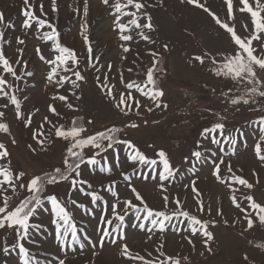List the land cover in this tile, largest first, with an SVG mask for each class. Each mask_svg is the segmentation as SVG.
<instances>
[{
    "label": "snow or ice",
    "instance_id": "snow-or-ice-1",
    "mask_svg": "<svg viewBox=\"0 0 264 264\" xmlns=\"http://www.w3.org/2000/svg\"><path fill=\"white\" fill-rule=\"evenodd\" d=\"M47 2L22 0L19 25L22 35L11 32L16 25L6 22L4 14L0 13V24L8 30L0 31V258H3V264H66V256L61 258V253L77 247L83 250L86 245L95 246L96 243L104 247L106 242L117 247L125 261L188 264L187 256L179 252L168 253L162 238L166 240L171 230L193 250L196 247L194 240L202 238L205 249L211 251L209 242L214 240V234L209 229L215 227L217 221L211 218L213 209L205 204L198 185L197 169L201 165H207L209 177L229 191L230 204L237 213L232 224H240L241 235L249 234L257 224L264 226V199L255 196V190L261 187L259 173L253 168L246 177L242 168L234 169L231 160L243 146L251 151L258 166L264 168V0H238V6L233 0H224L227 21L234 20L237 11L247 14L250 19V26L245 23L240 34L235 26L210 11L201 0H180L182 4L208 13L215 25L223 30L230 47L216 52L204 50L189 60L193 67L198 64L213 79L222 81L227 90L218 97L223 106L221 111L206 109L210 113L209 124L199 131L194 149L183 157L179 166L163 148L149 144L152 152L149 155L127 139L125 133V129L140 127L131 121V116L138 117L142 112L152 113L167 107L162 101L164 91L159 87L157 75L164 71L158 67L162 63L161 53L147 49L152 58L150 66L141 68L137 60H133L134 67L126 68L130 74L127 79L125 70H119L114 77V64L108 63L105 72L100 57L94 56L86 34V19L81 24L87 46V55L82 60L73 48L61 43L57 25L49 17ZM101 2L109 10L112 30L123 42L119 45L123 54L132 51L129 45L137 42V37L147 45L156 43L152 37L156 25L148 9L157 5L151 0ZM50 10L53 14L59 11L58 0H50ZM88 13L89 0H83L84 17ZM9 32L11 40L7 38ZM33 33L42 44L50 42L47 57L42 54L40 45L35 47L34 56L45 67L42 76L45 88L50 87L53 91L47 114L35 127L34 117L40 109H25V102L29 100L26 94L29 80L35 73L31 60L25 58L24 46L26 38ZM162 47L165 52L169 51L168 44ZM9 48H14L11 56L7 54ZM123 54L120 60L127 61ZM85 70L96 73L95 86L109 107L125 118L127 122L123 127L116 124L97 127L93 118L80 115L82 109L78 102L82 95L79 93L88 79ZM133 73L135 78H132ZM241 109L252 114L251 118L245 124L229 128L227 113ZM9 112L12 120L7 119ZM14 122L29 132L30 142L26 143L25 150L32 156L45 153L52 144L59 143V165L36 172L16 162L13 150L19 147V141L12 131ZM144 123L146 125L147 120ZM121 153L135 179L120 165ZM97 168L106 174L119 168L118 177L123 179L129 195L121 197L118 180L110 175L107 186L101 185L103 192L98 191L94 177L89 174ZM181 177L187 181H181L186 193L183 198L179 193L173 195L170 190ZM252 178H255L254 182ZM138 181L152 184L160 197L158 207L150 205L137 187ZM61 187L63 193L57 192ZM189 196L193 205H188ZM81 210L87 213V220L80 215ZM215 213L216 216L223 215L221 208ZM205 214L209 219L202 218ZM89 225L98 234L95 241L88 232ZM129 227L143 233L145 243L151 242L153 250L145 248V255L134 252L127 242ZM248 243L253 241L248 240ZM52 244L54 250L50 247ZM256 247L264 250V243H258ZM247 260L248 256L244 254L238 264H246Z\"/></svg>",
    "mask_w": 264,
    "mask_h": 264
},
{
    "label": "rangeland",
    "instance_id": "rangeland-1",
    "mask_svg": "<svg viewBox=\"0 0 264 264\" xmlns=\"http://www.w3.org/2000/svg\"><path fill=\"white\" fill-rule=\"evenodd\" d=\"M233 2L238 6V0H233ZM151 3L157 5L155 8L148 9L156 25V31L152 33L156 43L147 45L145 42L139 41L137 37V42L130 43L129 46L132 51L127 54H123L119 47L123 42L118 40L116 33L112 30L109 10L101 0H89L87 17L83 15V0H58L59 11L55 14L51 13L50 0H48L46 8L51 22L57 25L61 43L73 48L82 60L87 55V46L84 44L81 34V24L86 19L88 24L86 34L93 47L94 56L100 57V65L105 72L108 63L114 64V77L119 70H125V78L127 79L130 74L126 72V68L134 67L132 65L133 60H137L141 68L150 66L152 58L147 54V49L152 48L161 53L162 63L158 67L164 71L157 73V75L160 77L159 87L164 91L162 101L167 107L156 109L152 113L142 112L138 117L131 116V121L138 123L140 127L125 129V133L127 139L135 142L142 151L149 155L152 154L151 149L148 148L149 144L155 145L156 148H163L169 153L174 163L179 166L183 157L189 155L190 150L194 149L199 131L209 124L210 113L206 109L221 111L223 106L219 103L218 97L220 93L227 90L222 81L213 79L202 71L198 64L193 67L189 60L204 50L223 51L230 46L223 30L215 25L211 16L203 9L189 6L186 3L182 4L180 0H151ZM201 3H204L210 11L217 13L230 26H235L238 34L243 33L245 23L250 26V19L247 14L238 11L234 14V20L227 21L224 0H201ZM22 6V0H0V13L4 14L6 22L11 21L16 25V28L11 30L16 35H22L19 31V25L22 22L20 15ZM74 8L77 11H73ZM0 31L8 30L4 24H0ZM11 32L7 36L9 40L12 39ZM165 43L169 46L167 52L162 47ZM37 45L41 46L42 54L46 57L49 55L51 46L50 42L48 45L42 44L35 33L26 38L24 46L26 49L25 58L31 60V67L35 73L34 77L29 80L30 87L26 92L29 100L25 102V109L27 111L40 109V113L34 117V127L38 125L42 116L47 114V104L52 103L51 96L53 95L52 89L50 87L46 89L42 81L45 67L34 56V49ZM13 51L14 48H9L7 54L11 56ZM137 53H139V59H137ZM122 54L127 56V61L120 60ZM81 67L83 68V64ZM85 72L88 79L87 83L83 84L82 93H79L82 95V99L78 102L82 109L80 115L93 118L97 127L111 126L112 124L123 127L124 123L127 122L125 118L117 114L101 98L94 83L96 73L92 70H85ZM131 75L132 78H135V73ZM31 85L35 86L31 87ZM58 105L59 102H57ZM61 110L63 111V109ZM251 116L252 114L244 109H241L240 112L230 110L227 113L228 127L232 128L245 124V121ZM7 119H13L11 112L8 113ZM145 120H147L146 125ZM12 131L19 141V147L13 150V154L16 162L21 166L27 167L30 171L39 172L41 169H49L59 165L61 161V145L59 143L52 144L45 153L32 156L25 150L26 143L30 142L29 132L18 122L12 124ZM231 160L234 169L242 168L246 177L250 176L253 168L257 169L261 187L255 190V196L257 199H264V168L258 166L251 151L240 146L238 153ZM119 163L135 179L131 168L126 165L123 153H121ZM197 171L200 177L198 185L203 200L206 205L212 207L211 218L217 221V225L209 229L214 234V240L209 242L211 251L205 249L202 238L194 240L196 247L193 250L186 241L181 240L180 235L171 230L167 233L166 240L162 238L166 251L170 254L179 252L183 256H187L189 258L188 264H238L244 254L248 256L246 264H264V250L256 247V244L264 243V226L257 224L256 228L249 234L241 235L240 224H232L237 213L230 204L229 191L209 177L207 165H201ZM118 172L119 168H114L110 174H106L97 168L90 171L89 174L94 177L93 183L98 191L103 192L101 185L103 183L104 186H107L109 182L107 177L110 175L111 178L118 180L121 197L128 196L129 192L125 190L124 181L118 177ZM188 175L191 176V173ZM254 180L255 178H252L253 182ZM181 181L187 182L181 177L176 186L170 190L173 195L179 193L183 198L186 193L181 186ZM137 187L147 197L151 206H159V194L153 189L150 182L138 181ZM63 191V187L57 189L59 193H63ZM193 204L194 202L189 196L188 205ZM217 208L222 209L223 215L216 216L215 210ZM193 211H195L194 208ZM80 215L84 216L85 220L88 219L84 210L80 211ZM202 218L209 219L206 214ZM225 220H228L229 223L225 224ZM88 232L95 241L98 234L93 232L92 225L88 226ZM248 240H252L253 243L249 244ZM127 242L134 252H139L141 255H145V248L150 251L153 250L150 246L151 242L145 243L144 234L131 227L127 229ZM50 247L55 249L54 244ZM201 253L203 254L201 255ZM60 255L61 258L66 256V264H139V262L125 261L120 256L119 249L107 242L104 247H100L96 243L95 246L86 245L83 250L77 247L75 250H67L66 253ZM0 264H3V258H0Z\"/></svg>",
    "mask_w": 264,
    "mask_h": 264
}]
</instances>
